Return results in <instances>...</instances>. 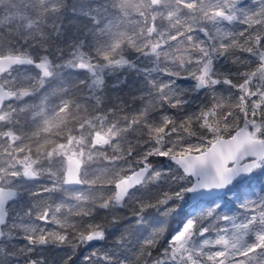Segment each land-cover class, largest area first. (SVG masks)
<instances>
[{"label":"snow or ice","instance_id":"obj_1","mask_svg":"<svg viewBox=\"0 0 264 264\" xmlns=\"http://www.w3.org/2000/svg\"><path fill=\"white\" fill-rule=\"evenodd\" d=\"M0 264H264V0H0Z\"/></svg>","mask_w":264,"mask_h":264},{"label":"trees","instance_id":"obj_2","mask_svg":"<svg viewBox=\"0 0 264 264\" xmlns=\"http://www.w3.org/2000/svg\"><path fill=\"white\" fill-rule=\"evenodd\" d=\"M248 2H251V0H248ZM129 56H133L134 54L133 53H129L128 54ZM120 76L121 77H124V76H127V78H128V80L129 81H132V80H134L135 78H136V74L134 73V72H131V71H127V70H125V71H122L121 73H120ZM113 77H111V76H108V77H106V82L110 85L112 82H113ZM138 103V102H137ZM47 227H49V228H52V227H54L53 225H47ZM64 253H63V251H59V255H63ZM50 255L53 257V258H58V250H53L51 253H50ZM79 252L77 253V256L74 258V262H75V260H78L79 259Z\"/></svg>","mask_w":264,"mask_h":264}]
</instances>
